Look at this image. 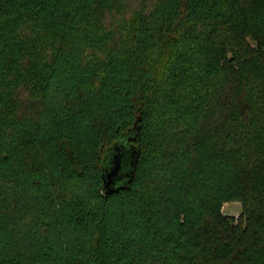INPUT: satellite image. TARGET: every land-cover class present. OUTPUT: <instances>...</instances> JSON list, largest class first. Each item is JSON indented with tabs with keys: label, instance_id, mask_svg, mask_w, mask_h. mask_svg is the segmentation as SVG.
<instances>
[{
	"label": "trees",
	"instance_id": "1",
	"mask_svg": "<svg viewBox=\"0 0 264 264\" xmlns=\"http://www.w3.org/2000/svg\"><path fill=\"white\" fill-rule=\"evenodd\" d=\"M0 264H264V0H0Z\"/></svg>",
	"mask_w": 264,
	"mask_h": 264
},
{
	"label": "water",
	"instance_id": "2",
	"mask_svg": "<svg viewBox=\"0 0 264 264\" xmlns=\"http://www.w3.org/2000/svg\"><path fill=\"white\" fill-rule=\"evenodd\" d=\"M136 132L137 130L135 134ZM133 137L130 131L124 133L121 138L111 143L104 153L101 176L106 192L110 193V191L123 187L133 173L138 158V146L129 143V139Z\"/></svg>",
	"mask_w": 264,
	"mask_h": 264
},
{
	"label": "rangeland",
	"instance_id": "3",
	"mask_svg": "<svg viewBox=\"0 0 264 264\" xmlns=\"http://www.w3.org/2000/svg\"><path fill=\"white\" fill-rule=\"evenodd\" d=\"M192 39L195 41H199L201 38L203 39V36L201 35H195V36H191ZM254 45V42H251ZM240 203L237 201H226V203H224L221 207V211L223 212V214H231L233 215V218L236 219L238 217V215L240 214Z\"/></svg>",
	"mask_w": 264,
	"mask_h": 264
}]
</instances>
